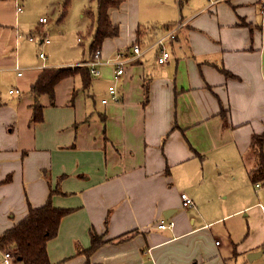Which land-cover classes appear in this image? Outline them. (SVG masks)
<instances>
[{"label":"crops","instance_id":"obj_1","mask_svg":"<svg viewBox=\"0 0 264 264\" xmlns=\"http://www.w3.org/2000/svg\"><path fill=\"white\" fill-rule=\"evenodd\" d=\"M10 1H0V237L59 188L52 203L71 211L48 241L53 264H245L226 225L228 242L214 239L211 227L222 217L195 207V182L210 168L247 175L253 162L244 154L252 134L264 132V1L187 0L171 20L181 25L165 44V63L158 46L137 56L133 45L173 27L137 28L133 16L127 35L103 42V64L88 87L77 74L56 84L54 98L39 96L41 121L32 120L29 91L38 74L90 53L81 61H21L22 33L4 9ZM153 50L156 61H148ZM121 53L127 63L116 75L107 61ZM182 192L194 206L183 207ZM167 218L174 225L159 228ZM91 231L107 242L87 258L77 249L91 246Z\"/></svg>","mask_w":264,"mask_h":264},{"label":"rangeland","instance_id":"obj_2","mask_svg":"<svg viewBox=\"0 0 264 264\" xmlns=\"http://www.w3.org/2000/svg\"><path fill=\"white\" fill-rule=\"evenodd\" d=\"M61 3L62 0H11L4 5L6 13L9 12L14 18L15 25H18L22 33L19 39L22 44L21 61L58 63L81 61L87 58L91 42V34H88L87 29L92 22V15L86 9L90 8L96 12L97 2L72 0L67 14L62 18ZM18 4L22 5L23 10L18 13L17 20ZM163 4V0H125L124 4L112 13V19L116 18V22L120 25L119 35L128 34L133 16L137 17L133 21L136 27L139 25L147 27L158 22L167 24L179 17L180 11L184 8L178 5L177 0H166L164 6ZM164 8L165 13H162ZM42 16H46L49 22L41 23V25L38 21ZM119 17L121 19H118ZM157 17L164 18L156 21ZM146 20H152L154 23H146ZM40 27L41 34L38 31ZM30 35L38 40L40 35L47 36L50 43L38 45L28 39ZM159 36L151 37L144 41L143 45L140 44L142 50L148 51L155 47V41ZM41 50L47 54L45 60L38 57ZM153 52L148 57V61H156V53L154 50ZM246 160L251 161L250 158ZM210 170L204 177L200 174L195 182V189L200 195L199 200L196 199L195 207L202 210L207 218L214 219L215 213L217 217H222L221 222L214 223L211 227L215 240L228 242V238L223 233V227L226 225L233 233V239L241 251L245 264H264V209L262 206L264 205V185L257 187L248 178V174V176L238 174V177L234 179L225 173L220 174L213 168ZM258 251L261 253L257 257L249 258L250 252Z\"/></svg>","mask_w":264,"mask_h":264},{"label":"trees","instance_id":"obj_3","mask_svg":"<svg viewBox=\"0 0 264 264\" xmlns=\"http://www.w3.org/2000/svg\"><path fill=\"white\" fill-rule=\"evenodd\" d=\"M71 1L62 0L61 18L67 14ZM95 1L97 2L96 12H93L90 8L86 9L92 15V22L87 29L88 34H91L89 45L90 58L94 57L97 49L102 48V44L107 38L117 37L120 34V25L112 19L111 14L114 9L121 7L125 0ZM177 2L182 8L187 0H177ZM174 24H176V21L167 23L164 27L167 29L173 27ZM151 27L153 29L156 28V23L152 24ZM141 30L142 28L138 30V36ZM84 61L87 60L85 59ZM224 71L227 75H232L229 71L225 69ZM77 74L81 76L84 86L88 87L92 82V74L89 67L82 63L66 66H50L41 70L29 89L35 96L32 114L33 121H41L43 119V104L38 102L39 96L48 94L51 98H54L56 84L63 78ZM145 93L144 103L146 104L149 100V88L147 84L145 86ZM221 113L226 118V112L222 111ZM244 157L245 159L250 158L253 161L247 166L251 182L253 184L264 183V132H254L252 134L249 150L244 154ZM58 189L50 192L47 201L43 205L30 207L28 213L22 219L1 234L0 248L2 251L14 248L17 259L24 264H53L48 254V241L57 236L62 217L71 211V209L56 207L52 203L51 197ZM91 240L92 244L88 249L79 247L77 252L86 253L88 258L97 247L107 242V240L103 239L102 235H97L92 231ZM88 260L85 264H90Z\"/></svg>","mask_w":264,"mask_h":264},{"label":"built area","instance_id":"obj_4","mask_svg":"<svg viewBox=\"0 0 264 264\" xmlns=\"http://www.w3.org/2000/svg\"><path fill=\"white\" fill-rule=\"evenodd\" d=\"M264 1V0H263ZM18 11L22 10V6L20 4L17 5ZM39 21L42 24H46L49 22V19L46 16H42L39 18ZM181 24L177 23L173 25V28H171L168 32L163 34L162 36L158 37L157 40L155 41V46H158L160 49V53L158 55V61L160 63H165L168 61L170 58V52L166 49L165 44L167 41L171 38L175 37L176 30L180 27ZM29 39L33 40L35 39L34 36H29ZM42 44H48L50 43V39L47 36H43L42 38L39 39ZM133 51L135 55L140 56L142 54V48L139 43H135L133 45ZM41 57H46V54L44 51H41L39 53ZM108 63H111L115 66V74L120 75L124 72L125 70V65L127 63V60L124 58L123 54L121 53L120 55L117 56V58L113 59L112 61H107ZM82 64L86 65L89 67V70L92 75H98L100 73V66L103 64V61L101 59V49H97V51L94 54L93 58L88 59L87 61L82 62ZM19 74L22 73V71L18 72ZM109 93L111 94L113 99H118L117 95V88L115 85H110L109 88ZM20 92L18 89H12L10 92ZM108 98L102 99V102H106ZM260 183H256V186H260ZM181 198H182V204L184 208H190L195 204L194 199L186 192L181 193ZM263 209H264V205ZM174 225L173 220H170V218L162 219L158 223L159 228H171ZM18 261L17 256H16V250L14 248L8 249V250H3L2 254L0 256V264H16Z\"/></svg>","mask_w":264,"mask_h":264},{"label":"water","instance_id":"obj_5","mask_svg":"<svg viewBox=\"0 0 264 264\" xmlns=\"http://www.w3.org/2000/svg\"><path fill=\"white\" fill-rule=\"evenodd\" d=\"M168 211H170L169 209H168ZM168 211H165V213H164V215H165V217H168ZM261 253V251H258V252H250L249 253V258L250 259H253V258H255V257H257L259 254Z\"/></svg>","mask_w":264,"mask_h":264}]
</instances>
